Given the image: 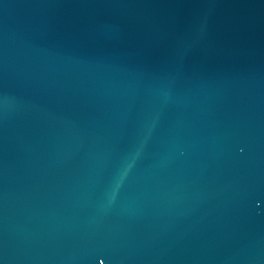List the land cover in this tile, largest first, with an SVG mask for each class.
Here are the masks:
<instances>
[{"label": "water", "instance_id": "95a60500", "mask_svg": "<svg viewBox=\"0 0 264 264\" xmlns=\"http://www.w3.org/2000/svg\"><path fill=\"white\" fill-rule=\"evenodd\" d=\"M0 264H264V0H0Z\"/></svg>", "mask_w": 264, "mask_h": 264}]
</instances>
